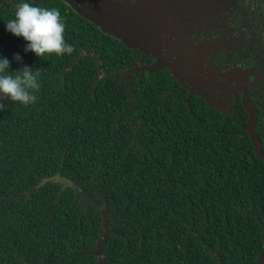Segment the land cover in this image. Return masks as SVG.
I'll return each instance as SVG.
<instances>
[{
  "label": "trees",
  "instance_id": "trees-1",
  "mask_svg": "<svg viewBox=\"0 0 264 264\" xmlns=\"http://www.w3.org/2000/svg\"><path fill=\"white\" fill-rule=\"evenodd\" d=\"M20 2L58 9L73 52H25L27 42L6 29ZM208 5L193 8L182 37ZM254 50L217 48L210 62L234 65ZM0 57L9 72L40 70L33 104L0 101V264H97L104 220L103 264L255 263L264 246V164L239 91L220 108L165 67L136 70L152 56L60 0L0 3ZM259 64L260 85L244 91L264 153Z\"/></svg>",
  "mask_w": 264,
  "mask_h": 264
},
{
  "label": "flooded vegetation",
  "instance_id": "flooded-vegetation-1",
  "mask_svg": "<svg viewBox=\"0 0 264 264\" xmlns=\"http://www.w3.org/2000/svg\"><path fill=\"white\" fill-rule=\"evenodd\" d=\"M209 7L212 8L200 16L199 25L192 24L193 28L187 30L186 35L176 41H187L189 46L197 48L200 45H211V50L203 56L205 67L226 71L224 75L226 94L222 97L217 89L211 90L198 85L197 87L208 91L212 98L206 97L188 85L184 75L189 73L188 67L184 65L178 73L183 85L191 88L193 92L204 97L211 104L214 105L213 102H215L216 106L222 108L227 105L234 91L241 93L242 101L245 96L244 86L260 85V76L263 71L259 60L264 59V0H215L214 6L209 5ZM187 23L191 22L187 21ZM249 45L255 47V52L240 63L216 67L210 62L217 48L232 50ZM151 59L153 63L154 58L151 57ZM250 104L254 107V103L250 102Z\"/></svg>",
  "mask_w": 264,
  "mask_h": 264
},
{
  "label": "rangeland",
  "instance_id": "rangeland-1",
  "mask_svg": "<svg viewBox=\"0 0 264 264\" xmlns=\"http://www.w3.org/2000/svg\"><path fill=\"white\" fill-rule=\"evenodd\" d=\"M126 1L127 0H68V4L71 5V8L79 13H84L90 17L93 22H97L98 24L109 22V16L111 15L113 17L118 15L122 17L123 15L128 14L135 17L140 14H145L141 11V8L129 6ZM109 26L112 29L113 25L109 24ZM118 30H120L121 37L128 40L123 41L125 44L138 48L154 58V62L152 63L153 66H163L174 71L177 70L178 73V71H180L185 65L188 67L190 73H184L186 81L191 88L197 91V93L212 98L208 91L197 87L200 85L211 88V90L217 89L222 97L225 96L226 87L224 75L226 74V71L205 67L203 56H205L204 54L208 52V50H211L210 44L203 46L200 45L197 48L194 46L191 47L188 45L187 41H183L179 43L180 51L177 53V50L173 46L164 44L157 39L154 34L143 37L135 30H129L130 35L126 33V30H121V28ZM138 69L146 70V68L142 66H139ZM213 103L216 104L215 102ZM51 180L61 183L62 186L69 185L67 181L59 177H54Z\"/></svg>",
  "mask_w": 264,
  "mask_h": 264
},
{
  "label": "water",
  "instance_id": "water-1",
  "mask_svg": "<svg viewBox=\"0 0 264 264\" xmlns=\"http://www.w3.org/2000/svg\"><path fill=\"white\" fill-rule=\"evenodd\" d=\"M7 1L8 0H3L0 3H5ZM60 1L63 2L73 13L80 16L87 22L93 24L100 32L120 42L126 48H131L143 52L138 48L131 47L125 44L123 41H128V40L121 37L119 32L120 30H118L119 28H121V30H126V33L128 35H130L129 30H135L139 33L140 36L143 37L150 34H154L156 38L162 41L164 44L173 46L178 53L180 51L179 43L183 42V41H176V39H180L182 37L178 31L179 27L182 26L184 20L185 21L187 20L186 17L192 12L193 8L197 6H207L213 0H207V1L206 0H127L126 2L129 4V6L139 7L141 8V11L144 12L145 14L143 15L140 14L139 16L137 15L135 17L128 14H125L122 17H120V15L116 17H113L111 15L109 16V22L105 24L104 23L98 24L97 22H93L90 19V17H88L84 13L77 12L75 9L71 8V5L68 4V0H60ZM109 24L113 25L112 29L109 26ZM115 26H122V27H115ZM160 67L163 66H153L152 64L151 66L147 67L145 71L151 72L154 69ZM135 69L139 70L138 67H136ZM168 70H170L174 79L181 81V78L179 76V73H177V70H175L176 72L172 69H168ZM242 103L244 109L248 112L249 115L246 124V134L249 138L254 155L264 164V153L261 151L260 142L253 130V119L255 116L254 107L252 104L249 103V101L246 99L245 96H243L242 98ZM104 223L105 220L102 224V226L104 227V233L102 234V237L99 239L97 243V250L94 253L98 257L97 264L104 263V260L98 251L102 239L105 238L106 236V228ZM263 260H264V246L262 247L260 253L258 254L254 264H262Z\"/></svg>",
  "mask_w": 264,
  "mask_h": 264
},
{
  "label": "clouds",
  "instance_id": "clouds-1",
  "mask_svg": "<svg viewBox=\"0 0 264 264\" xmlns=\"http://www.w3.org/2000/svg\"><path fill=\"white\" fill-rule=\"evenodd\" d=\"M14 16L6 23V29L27 42L25 52H32L39 58L53 54L70 55L73 52V47L65 42V25L58 9L20 2L16 5ZM14 59L20 61L21 58L17 54ZM9 68V60L0 57V101L7 99L24 106L33 104L37 99L34 93L40 87V70L34 71L25 66L21 70L9 72ZM3 108L0 102V110Z\"/></svg>",
  "mask_w": 264,
  "mask_h": 264
}]
</instances>
